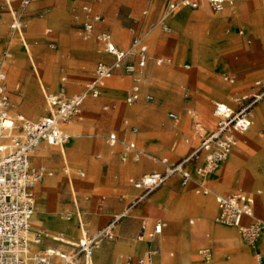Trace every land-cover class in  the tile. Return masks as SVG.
<instances>
[{"label":"rangeland","instance_id":"rangeland-1","mask_svg":"<svg viewBox=\"0 0 264 264\" xmlns=\"http://www.w3.org/2000/svg\"><path fill=\"white\" fill-rule=\"evenodd\" d=\"M245 1L255 8L254 14H235L232 11L224 15L202 4L197 8L177 9L168 15L170 30L166 31L159 22L166 0H36V10L33 12L21 10L19 0H10V5L23 21L20 36L9 27L11 14L8 5L0 0V70L5 74L8 112L14 119H17L15 113L18 112L26 120H37L47 114L45 93L58 89L61 74L65 76L68 94H74L81 91L93 76L96 62L108 58L98 51L100 44L94 34L86 38L82 36V23L86 15L84 5L101 15L102 20L96 29L109 31L123 48L130 46L133 36H139L149 54L141 82L143 91L153 95L152 100L141 98L135 103L126 104L124 97L131 85V78L117 69L100 95L93 98V105H86L84 100L80 111L71 117L80 122L82 134L75 148L70 149L65 143L67 161L60 158L56 165H50L39 157L30 156L32 165L43 166L52 172L32 188L34 209L37 207L39 185L48 178L50 185L44 201L49 212L57 208L64 218L70 215L72 219L71 214L80 210L85 228L94 231L108 226L115 215L125 209L128 201L139 193L140 190L132 186V180L149 170L162 169L161 163L153 158L161 148H166L171 158L177 159L198 142L199 138L193 131L194 116L201 121L203 130L208 131L216 119L213 115L214 99L235 104V96L252 92L254 80L264 78V0ZM237 2L234 0L229 7H234ZM182 13L186 16L179 19ZM30 21L34 22L31 26ZM240 26L245 27L251 38L249 46L237 32ZM121 30L126 34L125 43L116 37V32ZM23 40L29 45L34 64L25 55ZM157 58H161L160 63H156ZM3 61L12 68L4 69L1 66ZM35 66L44 90L40 87ZM46 66H49L54 80L44 77ZM224 74L233 77V82L224 80ZM70 83L73 86L71 90L67 87ZM30 84L35 86L38 107L27 105ZM216 86L224 87L225 92L215 93ZM263 100L264 97L249 108L252 119L254 108ZM107 105L109 107L105 108ZM200 105L212 118L211 124L202 118L198 109ZM120 106L130 110L140 107L143 111L117 113ZM170 111L177 114L175 120L168 116ZM114 114L115 120L108 122V117ZM131 125L137 126V131L133 132ZM110 131H114L121 141H136L137 146L141 145L138 147L150 155L141 157L156 166L132 170L131 165L138 160H134L130 154L125 159L122 157L125 151L121 141L114 146L106 143L105 135ZM254 132L260 136L259 140L255 137L249 139L245 132L235 133L236 139L242 137L247 140L246 147L240 153L236 151L241 157L240 164L238 161L228 162L227 158L222 160L207 177L210 193H198L194 183L184 186L180 184L178 176H173L144 195L126 216L118 218L113 223V237H104L101 241H120L123 238L121 226L127 219L132 218L135 225L133 239L142 222L147 221L150 227L156 219H163L168 224L153 243L162 245L169 261L156 264H256L254 252L259 248L262 251L261 264H264V239L253 247L239 233L240 242L216 236L211 224L233 226L216 222L214 216L205 221L187 201L190 197L208 196L214 203V193L244 190L254 195V213L264 217V188L256 182L254 175L257 173L264 180V124L257 125ZM235 147L236 144L232 151ZM67 168H71L72 172ZM78 170H83L84 175L77 174ZM70 179L75 184L74 194L69 187ZM73 195L78 200V207ZM180 200H186L188 205H180L181 211L178 217H174L173 209L180 204ZM52 232L57 233L55 230ZM64 235L76 241L80 232L76 230ZM49 239L45 237L41 245L58 244L54 239ZM71 247L70 244L63 249ZM205 247L211 251L208 261L198 254V250ZM245 249L248 255L240 258L241 251ZM128 254L133 257L140 255L134 252ZM126 256L120 257L121 264H126ZM110 258L109 264H114L118 255L111 254Z\"/></svg>","mask_w":264,"mask_h":264},{"label":"built area","instance_id":"built-area-1","mask_svg":"<svg viewBox=\"0 0 264 264\" xmlns=\"http://www.w3.org/2000/svg\"><path fill=\"white\" fill-rule=\"evenodd\" d=\"M33 0H19L21 10L33 9ZM233 0H166L159 22L163 30H170L167 22L168 15L177 9L189 7L197 8L201 4L214 11L223 9L226 3ZM86 11L82 23L84 38L95 35L100 47L99 52L107 55V59H100L93 69V76L85 83L84 88L69 95L65 87V76L60 75V85L56 91L45 93L48 113L37 120H26L17 115V121L8 114L9 98L5 89V74L0 70V264H91L92 255L99 241L112 238L113 223L124 216L128 209L141 198L161 186L172 176H178L181 185L191 181L196 182V192L207 194L210 189L206 180L213 169L232 151L236 144L235 133H243L252 127L253 119L249 108L264 97V78L254 80L249 94L235 96V104L229 102H215L213 115L214 126L204 131L201 121L195 117L193 131L198 142L177 159H172L166 148H161L158 155L153 157L162 165V169H153L144 172L140 177L132 180V186L139 189V193L131 200L127 209L114 217L108 226L91 231L83 229L71 248L65 250L57 246H40L43 235L40 231H30V218L34 210L33 186L45 175L52 172L43 166L32 165L30 156L36 152L41 142L50 145H59L65 141L67 134L60 124L76 115L80 111L82 102L87 97H98L107 80L119 69L131 78V85L124 97L126 104H132L143 98L146 101L153 99L150 92L142 88V70L147 64L149 54L146 44L139 36H133L129 48H120L114 42L107 30L95 32V23L102 20L99 13L84 5ZM22 19L19 13L11 10L9 27L20 33ZM49 30V29H48ZM238 34L244 36L246 44H251V38L245 27L240 26ZM7 55L8 53L5 52ZM161 58L156 59L160 63ZM224 80L232 83L233 77L224 74ZM109 106H105L108 108ZM171 119L177 114L169 112ZM135 132L137 126L131 125ZM108 145L114 146L119 138L115 132L105 136ZM188 141V138H186ZM125 153L134 160L141 156H150L139 148L134 140L121 141ZM67 171L72 172L71 168ZM80 176L84 171L78 170ZM216 213L215 221L235 227L242 239L255 247L264 235V218L254 213V196L244 190H234L224 194H215ZM166 225L161 219L155 220L151 227L147 222L140 225L137 237L152 238L162 232ZM158 248H150L142 256L133 258L127 256L126 264H152V258L158 253ZM256 264H261L262 254L259 249L255 252ZM198 254L204 261L211 258L209 248H200Z\"/></svg>","mask_w":264,"mask_h":264},{"label":"bare ground","instance_id":"bare-ground-1","mask_svg":"<svg viewBox=\"0 0 264 264\" xmlns=\"http://www.w3.org/2000/svg\"><path fill=\"white\" fill-rule=\"evenodd\" d=\"M229 4L230 3H226L224 5L223 9L220 10V12L224 13V15H228L232 11L235 14H239V13H246V14L250 13L251 14V12L253 13V11L255 10V8L252 6V4L246 2L245 0H238L237 4L234 7H229L230 6ZM203 5H205V4H202V6ZM184 15L186 16V14L182 13L181 15L178 16V18L181 19L182 17H185ZM31 24H34V22L30 21V26H31ZM22 30H20V33H18V35L21 36ZM116 37L119 40H121L122 42H124V43L126 42V34L124 31H122V30L117 31ZM23 45H24L23 47H24L25 55L26 56L28 55L29 61L33 62V64H34V59H33L32 55H30V48H29V45H28L26 40H23ZM27 52L29 54H27ZM1 66L4 69H7V68L11 69L12 68L11 66H9V64L6 61H3L1 63ZM35 71L37 73V76L39 77V70L37 67L35 68ZM44 77L46 79L54 80L52 74H50L49 66H46V68L44 70ZM39 79H40V77H39ZM112 82H114V79L112 80ZM40 83H41L40 87H42V89L44 90L45 86H44L41 79H40ZM67 87L70 90L73 88L71 83L68 84ZM110 89H112V88H110ZM29 90H30V92H29L30 95L27 97V105L31 104L35 107H38V103L35 101L38 98L35 86L33 84H30ZM214 92L217 94L218 93L223 94L225 92V90H224V87H222V86H216L214 88ZM93 98L94 97H87L85 99L86 105L92 106L93 105ZM221 101H224V100L219 99V98L214 99V102H221ZM31 105H30L29 112L32 111ZM198 109L200 110L201 116L204 119V121L207 124H211L212 118L206 112L205 107L203 105H200ZM142 111H143V109L140 107H137L135 109L130 110V109H127L123 106H120V107H118L116 112L117 113H126V112L140 113ZM8 114H9V112H8ZM15 114H16L15 117H17V115H21L23 118L25 117L20 112L15 113ZM252 115H253V126L251 127V130H249L245 133L247 135H249V137H248L249 139H252L253 137H255L256 140H259L260 136L254 131H255V128L257 125L264 124V100L258 106L256 105V107L254 108V113ZM115 118H116V114H114L113 116H109L108 122H110L112 120L114 121ZM14 120L17 121V119H14ZM60 126L63 129V131L67 134V138L65 139V141L59 145H50L47 143H40L38 145V149L36 150V152H34L32 154L33 156L39 157L41 161H45L50 165H56L60 158L63 159L65 162L67 161L66 160L65 143H68V145H69L68 147L70 149L75 148L77 141H78V138L82 134L80 131L81 124H80V122L76 121L75 119L69 118L68 120L61 123ZM134 138H136V137L134 136ZM246 142H247L246 139H244L242 137H238V139L236 141L235 150L232 151L227 156L226 161H228V162L238 161L240 164V160H241L240 158L241 157L236 154V151H238L240 153L241 149L246 147ZM138 146L141 147V145H139V144H138ZM260 156H261V154H260ZM258 157H259V155H258ZM261 161H263V160H261ZM154 166H156V164L150 162L148 159H145V158L143 159V157H139L138 161L135 164L133 163L131 165V168H132V170L137 171V170H141V169H148V168L154 167ZM251 171H253V170H251ZM254 172L255 171H253V173ZM254 175H255L256 182L264 188V180H262L263 177L260 178V175H258L257 173ZM49 185H50V181L48 178H46L44 180V182L41 185H39V197L37 200V207H36V209H34V213L31 215V218H30V231L31 232L40 231L43 235V239L45 237H49L50 238L49 240L54 239L55 241L58 242V244H57L58 247L64 248V246L73 244L75 242L74 240H72V238H69V237L65 236L64 234H66V233L70 234L76 230H78L81 233L82 230L85 229V223H84V220H83V217H82L80 210L74 211L71 214L73 216L72 219H71L70 215H66L64 218L62 216V213L60 212V210H58L57 208L52 212H49L47 210L46 203H45L44 199L46 197L45 194H46V191H47ZM69 187L71 188V190L74 194L75 184H74L73 180H71V179L69 180ZM257 191L260 192V190H257ZM73 196H74L73 201L76 203V205L78 207V200L75 197V195H73ZM263 199H264V195H263ZM187 201H188L189 205L194 206V208H196L199 211L198 214H200L205 221L210 220L212 216L215 217L216 205H214V204L216 203V201L214 203H212V200H210V197L209 198H208V196H207V198L190 197V199H188ZM188 203H187V205H188ZM84 204H85V202H84ZM182 204L186 205V200H180V204L177 207H175L176 209H173L174 214L173 213L172 214L174 217H178V215L181 211ZM263 204H264V202H263ZM210 226H211L212 232L216 236L223 237L226 239L239 240L238 231L234 227L233 228L232 227H221V226L216 225V224H211ZM134 229H135V225L133 223L132 218L127 219L122 223V226H121V232L123 234V238L120 241L112 243V242L100 240L97 247H96V251H95L94 255H92L91 264H109V258L111 256V254H114V253L118 255V258L116 259V262L114 264H121L122 259H120V257H122L123 255L129 256L128 253L134 252V253H138L141 255L144 254L146 251V247L148 246L149 241L151 239L148 236L144 237L143 239H140L136 236V238L133 239L132 234L134 232ZM54 230L57 231V233L52 232ZM239 242H240V240H239ZM247 255H248V250H246V249L242 250L240 253V258H242V257L244 258ZM247 259L249 260L250 258L247 257ZM163 260L169 261V258L167 257L166 253L163 251L162 245L160 244V252L155 253L153 255L152 263L156 264V263H159V261L162 262Z\"/></svg>","mask_w":264,"mask_h":264},{"label":"crops","instance_id":"crops-1","mask_svg":"<svg viewBox=\"0 0 264 264\" xmlns=\"http://www.w3.org/2000/svg\"><path fill=\"white\" fill-rule=\"evenodd\" d=\"M4 1V3H6L7 5H8V10L10 11V14H11V10H15V9H13L12 8V6L10 5V3H9V1L10 0H3ZM20 4V3H19ZM32 4H33V9H27L26 11L27 12H33V11H35L36 10V0H33V2H32ZM88 6V5H87ZM90 7V6H89ZM189 8V7H188ZM20 9H21V7H20ZM15 11H17V10H15ZM92 11H94V12H96L95 10H92ZM10 19H11V17H10ZM167 22L169 23V21H168V18H167ZM99 24V22H96L95 23V28H94V30H95V32H98V31H100V30H105V29H96V27H97V25ZM169 25H170V23H169ZM248 34V33H247ZM244 37V36H243ZM113 38V37H112ZM113 40H114V38H113ZM114 42L116 43V45L118 46V47H120L119 45H118V43L114 40ZM120 48H123V47H120ZM148 51V50H147ZM107 56V55H106ZM107 59V58H106ZM65 84V83H64ZM65 87H66V85H65ZM103 89V88H102ZM66 91H67V89H66ZM79 92V91H78ZM68 93V92H67ZM77 93V92H76ZM69 95H71V94H69ZM226 102V101H225ZM110 132H112V131H110ZM114 132V131H113ZM109 133V132H108ZM106 136V135H105ZM118 137V136H117ZM106 141V140H105ZM136 142V141H135ZM41 143H44V142H41ZM107 143V142H106ZM110 146V145H109ZM125 151V150H124ZM125 153V152H124ZM153 170V169H152ZM83 171V170H82ZM150 171V170H149ZM52 174V173H51ZM50 174V175H51ZM78 174V173H77ZM173 177V176H172ZM171 178V177H170ZM207 181V180H206ZM190 183H194L195 185H196V182L195 181H191ZM189 183V184H190ZM207 183V182H206ZM188 185V184H187ZM184 186H186V185H184ZM208 186V185H207ZM210 189V188H209ZM195 191H196V186H195ZM211 192V190L209 191V193ZM247 192V191H246ZM259 192V191H258ZM199 193V192H198ZM250 193V192H249ZM215 194H221V193H214L213 195H214V200H215ZM222 194H224V193H222ZM254 196V195H253ZM134 197H135V195H134ZM133 197V198H134ZM133 198H131V200L133 199ZM131 200L130 201H128V203H127V205H126V207H125V209L123 210V211H125L126 209H127V207H128V205H129V203L131 202ZM137 204V203H136ZM136 204L135 205H133L132 207H130L129 209H128V211L129 210H131V209H133L135 206H136ZM215 205H216V203H215ZM216 210H217V207H216ZM122 211V212H123ZM128 211H127V213H128ZM122 212H120L119 214H121ZM127 213L124 215V216H126L127 215ZM216 213V212H215ZM119 214H116L115 216H117V215H119ZM257 215V214H256ZM124 216H122V217H124ZM257 216H260V215H257ZM260 217H262V216H260ZM121 218V217H120ZM262 218H264V217H262ZM157 220V219H156ZM161 220H163V219H161ZM163 221H165V223H166V225L163 227V229H162V232L160 233V234H158V235H156V236H154V237H152V238H150L151 240L149 241V244H148V249H150V248H158L159 249V252H160V244H154L153 243V241H155V239H157L160 235H162V233H163V231H164V229L166 228V226H167V221L166 220H163ZM145 222H147V221H145ZM152 225V224H151ZM113 226H114V224L112 225V229H113ZM149 226V225H148ZM151 227V226H150ZM235 228V227H234ZM112 229H111V231H112ZM140 229V228H139ZM90 230V229H89ZM91 231H93V230H91ZM94 231H96V230H94ZM238 231V230H237ZM139 232V231H138ZM112 233H113V231H112ZM239 233V232H238ZM114 235V234H113ZM80 236V235H79ZM262 239H264V235L261 237V239L259 240V243L262 241ZM153 243V244H152ZM258 243V244H259ZM42 244V243H41ZM40 246H42V245H40ZM47 246H57V245H47ZM58 247V246H57ZM147 247H146V251L148 250L147 249ZM95 251V250H94ZM146 251H145V253H146ZM259 251L261 252V254H262V251L260 250V248H259ZM94 253V252H93ZM144 253V254H145ZM144 254H142V255H144ZM171 254V253H170ZM141 254L139 255V256H142ZM128 256V255H127ZM126 256V257H127ZM129 256H132V255H129ZM139 256H136V257H139ZM125 257V258H126ZM133 257V256H132ZM136 257H133V258H136ZM153 264V263H152Z\"/></svg>","mask_w":264,"mask_h":264}]
</instances>
